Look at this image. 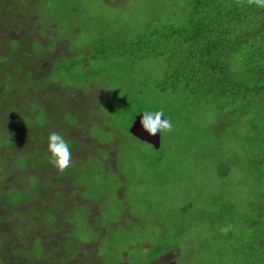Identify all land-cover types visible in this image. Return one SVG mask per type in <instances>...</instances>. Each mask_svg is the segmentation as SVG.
<instances>
[{
	"label": "rangeland",
	"instance_id": "374dc122",
	"mask_svg": "<svg viewBox=\"0 0 264 264\" xmlns=\"http://www.w3.org/2000/svg\"><path fill=\"white\" fill-rule=\"evenodd\" d=\"M1 4L0 264H256L262 122L225 107L227 97L214 110L164 89L175 46L148 35L189 25V2ZM146 37L145 48L130 46ZM144 110L173 125L157 150L129 133ZM52 131L71 146L63 171L48 160Z\"/></svg>",
	"mask_w": 264,
	"mask_h": 264
},
{
	"label": "trees",
	"instance_id": "16d2710c",
	"mask_svg": "<svg viewBox=\"0 0 264 264\" xmlns=\"http://www.w3.org/2000/svg\"><path fill=\"white\" fill-rule=\"evenodd\" d=\"M187 2L192 16L189 25L180 28L165 26L163 30L154 29L148 34L159 45L168 40L175 46L168 54L164 52L175 75L168 78L163 88L175 89L178 86L195 98L199 107L210 106L214 110H224L223 105L217 108L214 105L220 98L224 100L227 97L224 101L228 106L225 107L231 108L237 103L241 112H236L237 115L248 116L252 113L253 119L260 120L264 128V8L257 6L255 0ZM146 45L147 37L130 44L135 50ZM19 54L13 53L9 60L16 59ZM159 55L164 56L162 51ZM236 66V73L246 74V80L236 79ZM189 72L191 77L187 76ZM19 73L16 70L11 75L16 77ZM232 111L236 109L232 107ZM258 129L253 125L251 132ZM253 145L258 147L260 144L255 140ZM260 157L264 158V153ZM255 184H258L257 179ZM256 229L257 237H264V226L258 225ZM261 256L262 259L258 258ZM258 257H255L256 264H261L264 252Z\"/></svg>",
	"mask_w": 264,
	"mask_h": 264
},
{
	"label": "clouds",
	"instance_id": "9594fccd",
	"mask_svg": "<svg viewBox=\"0 0 264 264\" xmlns=\"http://www.w3.org/2000/svg\"><path fill=\"white\" fill-rule=\"evenodd\" d=\"M257 6L264 8V0H255ZM140 127L149 136L159 132L171 131L173 125L170 119L164 116L163 111L144 110L140 118ZM46 152L49 163L58 171H63L71 163V146L65 136L57 131L48 133L46 137ZM231 225L224 226L221 232H228Z\"/></svg>",
	"mask_w": 264,
	"mask_h": 264
},
{
	"label": "water",
	"instance_id": "95a60500",
	"mask_svg": "<svg viewBox=\"0 0 264 264\" xmlns=\"http://www.w3.org/2000/svg\"><path fill=\"white\" fill-rule=\"evenodd\" d=\"M141 115L142 113L136 116L134 121L130 124L129 133L136 139L157 150L160 147V134L157 132L156 134L149 136L145 131H143L139 123Z\"/></svg>",
	"mask_w": 264,
	"mask_h": 264
},
{
	"label": "flooded vegetation",
	"instance_id": "af4514ba",
	"mask_svg": "<svg viewBox=\"0 0 264 264\" xmlns=\"http://www.w3.org/2000/svg\"><path fill=\"white\" fill-rule=\"evenodd\" d=\"M6 98V94H0V102H3V100ZM4 105H2V107H3ZM4 108V107H3ZM33 143H35L36 144V142L35 141H33Z\"/></svg>",
	"mask_w": 264,
	"mask_h": 264
}]
</instances>
